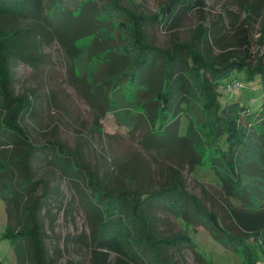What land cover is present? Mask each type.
Returning a JSON list of instances; mask_svg holds the SVG:
<instances>
[{
	"label": "trees",
	"instance_id": "1",
	"mask_svg": "<svg viewBox=\"0 0 264 264\" xmlns=\"http://www.w3.org/2000/svg\"><path fill=\"white\" fill-rule=\"evenodd\" d=\"M93 1L84 0L78 5V12H84V6ZM115 3L113 9L117 8ZM239 5L246 12L244 18L228 10L207 24L206 0H172L151 19H157L174 33L185 16L195 12L199 21L191 38L164 49L149 42L144 31L135 34L133 41L125 45L133 48L129 51L128 63L126 60L127 64L119 72L102 81L110 85L114 94L127 89L133 91L134 96L142 97L150 92L152 96L143 99L151 128L144 146L150 150L183 149L191 168L215 171L229 199H240L244 195L242 174L237 166L241 151L250 143V134L241 124V116L258 110L251 111L238 101L222 102L220 87L223 85L227 90L228 84L238 80L243 84L239 90L245 88L237 77L244 72L247 80H258L264 88L263 58L251 55L256 32L259 33L258 43L264 45V4L240 0ZM63 8L67 14L59 21L67 16L71 21L73 11L63 0H52L47 4L45 0H0L1 15L32 22L46 18L53 22L55 30L60 29V22L51 19V14L60 15ZM100 11L94 14L95 21L99 20ZM33 31V27L0 25V150L5 151L0 158V195L8 213L5 236L15 244L16 264L50 263L44 243L46 232L39 216L43 209H48L49 202L42 198L49 197V185L42 179L34 180L32 168L36 151L40 149L47 155L46 146L32 143L21 124L25 115L35 112V102L27 94H13L10 67L13 60L33 58L30 42L35 37ZM61 35L65 45L69 35L65 32ZM116 56L119 57L117 53ZM140 87H144L143 94L138 91ZM261 109L263 117L264 101ZM205 112L210 118L208 127L204 122L198 124L197 118L193 117L198 113L204 118ZM183 118H187L185 133L181 132ZM155 119H159L157 127ZM57 150L54 164L76 189L85 180L89 184L78 189L88 220L97 232L89 264H185V260L170 251H178L185 242L196 250V258L201 264H210L188 234H164L151 216L154 208L169 210L187 223L199 222L235 251L247 252V236L264 233V207L242 208L229 201L222 214L208 211L201 199L189 194L182 180L151 191L125 187L111 191L97 182L70 152L63 151L60 145ZM215 152H219V157ZM38 185L42 189L40 195L36 194ZM133 229L135 232L142 230L145 239L124 240L123 236L130 239L134 236ZM112 253L115 255L111 256ZM247 260L246 264H254L250 256Z\"/></svg>",
	"mask_w": 264,
	"mask_h": 264
},
{
	"label": "rangeland",
	"instance_id": "2",
	"mask_svg": "<svg viewBox=\"0 0 264 264\" xmlns=\"http://www.w3.org/2000/svg\"><path fill=\"white\" fill-rule=\"evenodd\" d=\"M45 1L46 4L52 2ZM63 1L73 11L70 15L72 20H67V16L59 21L67 14L65 8L62 12L58 10L60 15L51 14V19L60 22L58 30L46 18L32 22L0 14V25L34 28L35 37L30 40L33 58L13 60L10 67L13 94H27L35 102V112L25 115L21 124L32 143L46 146L44 151L47 155L40 149L36 151L32 168L33 179H42L49 185V197L42 198L49 202L48 209H43L39 215L46 232L44 243L49 264H89L97 237L78 192L89 184L85 180L76 189L68 176L54 164L59 145L86 166L85 170L88 169L97 182L111 191L121 187L151 191L182 180L189 194L201 199L208 211L222 214L229 201L242 208L264 207V115L261 117L264 88L258 80L249 81L245 73L240 72L237 77L245 88L230 94L223 85L220 87L222 102L238 101L251 111L258 110L241 116V124L249 131L250 143L238 157L237 170L242 174L244 190L240 199L227 198L212 168H191L187 152L183 149L150 150L144 146L151 128L143 99L151 97L150 92L142 97L134 96L133 91L127 89L114 94L108 83H102L123 68L129 51L133 49L125 45L133 41L135 34L144 31L149 42L171 49L172 44L191 38L199 21L198 15L195 12L186 15L173 33L157 19H151L172 0H94L84 6V12H78V5L84 0ZM115 1L117 8L113 9ZM239 1L206 0L207 24L228 10L244 18L246 12ZM250 1L264 4V0ZM98 11L99 20L95 21L94 14ZM64 32L69 35L65 45L61 42ZM258 39L259 33L256 32L251 55L262 57L264 61V45L259 44ZM138 91L144 92V87ZM193 117L197 118L198 124L204 122L208 127V113H204V118L198 113ZM155 123L157 127L159 119H155ZM186 127L187 118H183L182 133ZM4 153L0 150V158ZM215 153L219 157V152ZM36 194H42L41 185H38ZM150 213L164 234H188L210 264H246L249 256L254 264H264V233L249 234L246 241L249 249L244 253L228 248L198 221L187 223L163 208H154ZM7 224V206L0 195V264H16L15 244L5 236ZM135 230L131 239L124 236L123 239L144 240L142 230ZM170 251L185 260V264H201L196 258V250L186 242L178 251Z\"/></svg>",
	"mask_w": 264,
	"mask_h": 264
},
{
	"label": "built area",
	"instance_id": "3",
	"mask_svg": "<svg viewBox=\"0 0 264 264\" xmlns=\"http://www.w3.org/2000/svg\"><path fill=\"white\" fill-rule=\"evenodd\" d=\"M242 87H243V84L240 81L236 80L233 83L228 84L227 91L230 93H233Z\"/></svg>",
	"mask_w": 264,
	"mask_h": 264
}]
</instances>
